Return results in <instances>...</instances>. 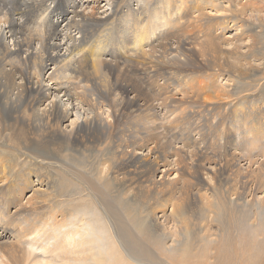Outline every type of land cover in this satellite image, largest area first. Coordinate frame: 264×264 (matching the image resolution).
I'll use <instances>...</instances> for the list:
<instances>
[{"label": "bare ground", "instance_id": "6f19581e", "mask_svg": "<svg viewBox=\"0 0 264 264\" xmlns=\"http://www.w3.org/2000/svg\"><path fill=\"white\" fill-rule=\"evenodd\" d=\"M199 1L0 0V264H116L118 257L149 264L136 255L177 252L197 236L182 217L223 196L225 165L216 148L245 154L230 159L233 167L257 164L253 157L264 151L259 87L245 89L239 100L248 107L238 110L226 97L234 95L232 84L223 88L208 71L201 74L221 53L250 58L241 50L250 29L225 16L242 0ZM255 143L259 149L248 155ZM82 149L97 159L111 153L97 171L92 162L85 168L92 164L94 181L115 184L121 200L136 187L153 191L154 205H170V215L151 210L143 221L163 247L141 243L122 216L117 220L112 202L83 179L73 184L82 194L67 189L62 196L69 212L58 217L51 182L35 166L65 173L63 156ZM233 189L225 195L242 200L247 189ZM258 205L263 210L264 199ZM208 229L202 235L209 238Z\"/></svg>", "mask_w": 264, "mask_h": 264}, {"label": "rangeland", "instance_id": "374dc122", "mask_svg": "<svg viewBox=\"0 0 264 264\" xmlns=\"http://www.w3.org/2000/svg\"><path fill=\"white\" fill-rule=\"evenodd\" d=\"M200 1L198 3H202L204 1L208 2L209 0H200ZM233 5H235L234 6V7H236L235 9H234ZM233 5L231 8L228 9L229 12H227L225 14V16L229 15L228 17L236 18V22H240V23L244 24V26H246V29H250L251 32L249 31L250 33L248 32L242 38V42H241L242 44L240 43L242 46L241 50L243 52L245 51V53H247V54H245V56L250 57V58L242 59V57L241 58L235 57V58H237V60H236L234 58V56L228 58L227 55H225L223 53L225 56H227V57H225L221 53V58H220V55H218V57L215 56L216 58L214 60H215L216 64H214L213 67L210 64L211 65L210 68L201 70L202 71L201 74L204 73L203 71H208V72H206V73H208V75H211V76L213 75V77H215L214 78L215 84L217 83L219 85H222L223 88L225 86H226L225 88L229 87V86H227V84L228 85L232 84V87H233L232 93L234 95L229 96L230 98L228 96H226L228 98L227 101H230V100L235 101L236 103L233 104V107L238 109V110H242L245 106L248 107V104L245 105L243 103V101L240 102V100H239L240 98H242V96L245 93L248 94V92H246V90H249V89H246V88H250V90H253V89H256L257 87H259L260 91H258V95L260 98H258L257 100L264 102V0H242V2H240V3L236 2ZM224 6H226V5H224ZM242 10H243V12H242ZM256 17H257V19H256ZM230 21L231 22L228 21V25L232 26L233 20L230 19ZM203 46L206 47L205 44H203ZM225 60H226V62H225ZM227 62H228V64H227ZM247 63L252 64L253 68L250 69V67ZM226 64L228 65V67ZM214 67H216V68H214ZM210 69H211V71H210ZM212 69H214V71ZM239 69H240V72H238ZM217 71H220V72H217ZM223 71H224V74H223ZM199 74H197V75H199ZM220 74L223 75V78L222 79L220 78L219 80L216 79L218 76H220ZM202 75H204V74H202ZM241 78L244 80H240ZM248 84L250 87H248ZM2 91H3V89H2ZM236 100H238V101H236ZM215 101H216V99L213 100V102H215ZM246 101H249V100L246 99ZM262 105H263L262 107L264 108V103H262ZM232 118L233 117H231L230 119H227L226 122H228V121L230 122V120H233ZM160 147H162V146H160ZM229 147H230L229 149L227 148L225 150L222 149V147H219L220 149L216 148V151H215L216 157L221 158L222 160L221 159H219V160L222 161L225 165V171L221 172L222 178L224 177L223 178L224 181L222 182V185L224 184L223 185L224 187L222 186L223 187L222 188L223 189L222 190L223 196L218 197V199L215 198L216 200H214L213 204L211 203V205L204 206L203 208L202 207L198 208V206H197L196 208H194L193 213H192V210H190V212L187 211V214L192 213L191 217L187 218L188 216H183L182 220H184V221L188 220L189 225H190V223L193 224V230L196 232V233L195 232L194 233L197 235L196 236L197 238L195 236H191L192 238H189V239H194L193 242L192 241L190 242L189 239H184L182 244L179 245L180 248L178 247V251L177 252H171L168 255H163V254L159 255V253H157L154 250V252H156V254H154V255L157 256L156 258L159 257V263H161L163 261L161 264H264V209L263 210L259 209V205H258L260 203V200L262 202V200L264 199V175L262 174V173H264V170L263 171L260 170L261 172L260 171L258 172V169L263 168L261 166H258V164H262V162L264 163V151H262V149H261L263 154L261 153V151L258 152L262 158L259 156L253 157V159L256 160L255 163H257V164L251 165V164L247 163V161H246V162H241L240 163L241 165L239 164L238 166L235 165V167H233L234 164L231 163L232 161L230 159H234L238 155L245 156V154H243L240 150H236L235 147H232V146H229ZM258 147L259 146L256 145V143H255V149L252 151V152H254V151L255 152L251 153V151L248 150L247 151L248 155L249 154H256V151L259 149ZM1 150H2V148H1ZM81 151H82V153H81ZM83 151L84 150L82 149L78 153L75 152L74 154H72L73 157L72 156L66 157V155H64L65 151L64 150L62 151L61 155L63 154L64 156H63V163H60L61 164L60 167H62V169H64L63 171L65 173L60 171L61 170L60 168L57 169V168H52V167H47V166L40 168L38 166H35L39 169H42L41 171H42L43 175L47 176L49 178V181L51 182L52 187H51L50 193H52L53 195H51L49 193L48 197L49 196H56L58 198L57 199L56 197H54V200L51 202V203H53V206H55V207L52 206L53 209H55L54 211H56V209H57V211L60 213V214L57 213L58 217L63 215V212H64V215H65V213L68 214V212H69L68 211L69 209L66 208L65 204H63V205H65V206H63L61 203H59L62 200V196H64L67 189L72 194H75L76 190L78 189L77 190L78 193L82 194L83 193L82 189L78 188V186L73 187V184H75L74 180L78 181L77 179H79L80 181H82V179H83L86 182H91L96 188L99 189V195L101 194L103 196H106L105 198H107L108 200H110L112 202V208L115 209L116 214L119 218V219L117 218V220H120L123 218L120 221H122L123 223H126L128 226H130L132 228V232L138 235V238H139L141 243L145 244L146 246L151 247L152 250L155 246H156L155 248H158V249L160 247H163V246H161L162 244L155 241L154 238L150 235V231L145 228L146 224H144L143 221H144V218L146 217L147 213L149 215V212L151 210L154 211L155 213H158V214H156V216L160 215V212L162 210L166 211L167 215H170V213H169V212H171L170 211V209H171L170 205L167 207L161 206V205H159V206L154 205L155 200L152 199V196H154L153 191L151 192V194H148L149 191L148 192L145 190L143 191L142 189H138L136 187H135V190L133 189L134 191L132 190L131 196L126 198L129 200V202L126 199L121 200L120 198L122 197V193L116 192L118 190H116L117 187L115 184L107 183L104 185V183H102V182L100 184V183H98L97 180L94 181V179L91 178V176L89 177V175H90L89 173L91 171L96 174L97 167H99V165H101L103 163V161H105L107 158L109 159L111 157V153L105 152L104 154L107 153L105 156H102V158L100 156L97 159V158H93L94 157L93 154H92L93 157H91L92 156L91 154L84 153L85 151L84 152ZM205 153L206 152H204L203 156H202L204 159H206L205 158L206 155H204ZM208 157H210V155H208ZM11 158H13V160H14V157L11 156ZM93 159H95L97 161H94ZM225 160H226V162H225ZM240 160H242V159L240 158ZM31 161L34 162V160H32V159H31ZM87 162H90V163L92 162V164H95L96 165V171H94V170L89 171L90 168L94 169V167H92V164H91V167L85 168V167H87V165H85V164H87ZM239 166H241V167H239ZM33 167L34 166H31V167L29 166L28 168H24V170L27 171ZM236 170H238V171H236ZM248 170L249 171L253 170L254 175H252ZM12 176L16 177L15 174H12ZM79 177H81V178H79ZM82 177H84V178H82ZM256 177H258V178H256ZM15 179L17 180L18 178L16 177ZM157 179H159V176H157ZM248 180L250 182V188H248L249 187V183L247 182ZM238 183H240V184L238 185ZM103 185H104V187H102V188H104L105 190L100 188ZM111 185H112V187H111ZM114 185H115V187H113ZM106 186H108L107 189H106ZM232 186L234 187L233 190L239 188L237 190L238 192L239 191L244 192L243 188L247 189V191L244 193L242 200H240V201L235 200L234 201V199L232 200L231 197H229V196L227 197V195H225L227 190L228 189L230 190V187H232ZM109 187H111V188H109ZM113 188L114 189L116 188V189L114 190ZM71 189H72V191H71ZM178 190L179 189H177L175 191L176 196L180 195V193H178V192H180V190L179 191ZM209 192L211 193V191H209V190L207 192H205L206 195H208V196L212 195V193L210 194ZM142 194H144V195H142ZM140 197H141V199H140ZM146 197L148 198L149 202L147 201ZM224 197H226V200ZM256 197L257 198L260 197L259 198L260 200L257 199ZM133 198L136 201H134ZM139 199H140V201H139ZM41 200L49 201V198L39 199L38 201L40 202ZM55 200H58V201L56 202ZM143 200H145L147 202H143ZM220 200H221V202H220ZM254 201H256V202H254ZM124 202L127 204H125ZM217 202H218V204H215ZM86 203H89L87 198H86ZM145 203H146V205H145ZM79 206H82L81 202L79 203ZM221 206H223L222 207L223 209L220 208ZM207 207H208V209H207ZM84 208H86L87 210H93V208L87 206V204H86V206H84ZM48 209L49 208L45 209L44 211L47 210V212H48L51 208L49 210ZM210 210H212V211H210ZM138 213L140 215L139 217H138ZM209 213L212 215H210ZM121 216H122V218H121ZM171 221H172V219H171ZM171 221H170V224L172 225L173 222H171ZM202 225H203V227H202ZM206 225H207V227H206ZM200 227L202 229H200ZM206 228L207 229L209 228L208 231H210V237L209 238L206 237V234L202 235V231L207 230ZM203 238L206 240H204ZM207 238L208 239L211 238V239L208 241ZM166 244L169 246H172V247H176V245H177V244L175 245V243L172 244L170 240H166ZM132 255H134V253H132ZM117 257L118 256H116V258ZM136 257L140 261H142V263H143V261L144 262L147 261L150 264L149 261H151L152 259L156 260V258H153V255H151V258L149 256H139V255H136ZM120 260H121V258L118 257L116 259V264H118V263L119 264H128V263L123 262L122 260L120 261ZM117 261H118V263H117Z\"/></svg>", "mask_w": 264, "mask_h": 264}]
</instances>
